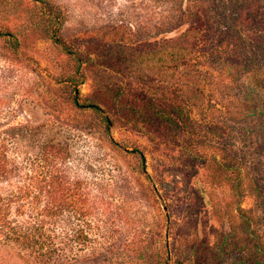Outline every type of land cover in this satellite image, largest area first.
I'll return each mask as SVG.
<instances>
[{"label": "trees", "instance_id": "obj_1", "mask_svg": "<svg viewBox=\"0 0 264 264\" xmlns=\"http://www.w3.org/2000/svg\"><path fill=\"white\" fill-rule=\"evenodd\" d=\"M141 7L144 15L137 35L145 40L187 26L180 36L157 44L152 57L161 67L167 59L171 63L165 68L185 67L197 75L204 87L203 109L209 112V126L202 131L190 113L159 100L166 87L157 80L148 85L145 77L136 79L133 89L103 84L95 101L85 107L99 115L100 105L113 106L119 120L137 135L157 146L178 142L172 146L202 159L206 172L201 178L213 189L208 192L211 213L229 222L231 233L241 219L248 229L249 219L264 215L260 188L264 185V0H143ZM11 9L19 18L27 14L26 21L15 19L21 23L10 27L0 20V37L9 38L18 55L32 36L48 33L55 48L69 54L74 64L72 73L57 74L52 81L70 86L71 106L82 110L76 88L84 80L85 62L59 35L62 11L40 0L13 1ZM102 67L112 71L110 63ZM3 81L8 87L6 78ZM19 90L23 101L16 111L10 108L15 97L0 95V264H77L92 253V218L96 224L110 215L113 181L102 163H92L77 151L78 139L64 137L69 132L64 123L36 121L23 106L33 96L31 91ZM19 116L22 121H17ZM100 124L108 133L104 117L100 116ZM204 133L223 139L234 133L236 151L223 144L203 158L197 151ZM131 139L110 142L115 147L133 145L128 154L137 157L136 167L143 172L144 156ZM249 195L257 200L253 210L241 205ZM251 247L250 251L264 254V243L255 240ZM254 264L264 262L256 259Z\"/></svg>", "mask_w": 264, "mask_h": 264}, {"label": "rangeland", "instance_id": "obj_2", "mask_svg": "<svg viewBox=\"0 0 264 264\" xmlns=\"http://www.w3.org/2000/svg\"><path fill=\"white\" fill-rule=\"evenodd\" d=\"M13 1L17 0H0V20L10 27L21 23L17 19L25 22L27 15L19 18L11 9ZM40 1H48L62 11L59 35L64 45L74 49L86 64L82 67L84 80L76 88L82 110L72 108L70 86L52 81L57 74L72 73L74 64L69 54L55 48L46 32L32 36L18 55L13 42L0 37V95H13L10 108L16 111L23 101L18 90L31 91L33 96L23 103L25 109L34 113L36 121L64 123V130L69 128L64 137L78 139L77 151L92 163H102L107 178L113 181L115 196L110 215L96 224L92 218V253L87 261L77 264H254L256 259L264 262V254L250 251L255 240L264 243V215L258 213L249 219L248 229L245 219L237 220L235 233H231L229 222L211 213L208 192L213 189L201 178L206 172L202 159L183 154L175 147L178 142L157 146L139 132L137 135L119 120L113 106L100 105L99 115L85 107L89 101H95V93L103 84L133 89L134 81H144L145 77L150 81L148 85L157 80L166 87L163 99L158 97L159 100L181 107L206 131L211 121L209 112L203 109L206 103L200 79L185 67L165 68L171 63L167 59L161 67L157 57H152L157 44L180 36L187 26L145 40L137 35L144 15L139 8L143 0ZM145 26L151 30L150 22ZM141 57L148 60L141 61ZM105 63L112 64V71L102 67ZM5 78L10 83L8 87L3 86ZM100 116L108 121V133L100 124ZM17 121H22V117ZM203 135L197 151L203 158L213 155L217 152L214 148H222L223 144L236 151L238 139L234 133L224 139L213 133ZM131 137L144 156L143 172L136 167L137 157L128 154L133 145L111 144L122 139L134 141ZM260 188L264 196V185ZM256 202V197L249 195L241 205L245 210H253ZM253 231L254 236L250 235Z\"/></svg>", "mask_w": 264, "mask_h": 264}, {"label": "water", "instance_id": "obj_3", "mask_svg": "<svg viewBox=\"0 0 264 264\" xmlns=\"http://www.w3.org/2000/svg\"><path fill=\"white\" fill-rule=\"evenodd\" d=\"M201 192L204 194V190L201 188ZM207 204L209 205V202H207Z\"/></svg>", "mask_w": 264, "mask_h": 264}]
</instances>
